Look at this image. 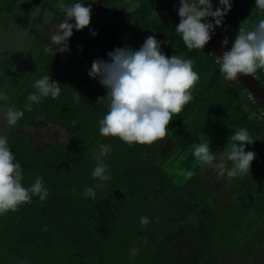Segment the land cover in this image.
Masks as SVG:
<instances>
[{"label": "trees", "instance_id": "trees-1", "mask_svg": "<svg viewBox=\"0 0 264 264\" xmlns=\"http://www.w3.org/2000/svg\"><path fill=\"white\" fill-rule=\"evenodd\" d=\"M109 1L97 10L100 15ZM230 2L231 10L213 31L221 42L227 38L229 50L240 27L252 30L264 19L255 0ZM211 3L213 10L220 7L219 0ZM138 4V21L127 33L119 28L108 36L95 29L100 35L95 41L102 46L89 49V64L107 61L116 48L138 50L149 36L161 42L166 56L192 61L199 76L192 99L173 115L167 136L152 145L129 146L100 134L99 121L108 108L97 100L107 89L85 73L89 64L80 62L78 52L86 38L82 44L69 41L67 54L52 49L47 54V46L40 44L38 53H19L25 58L18 65L12 58L1 61L9 105L24 116L10 127L4 118L7 102L0 100V129L23 170L22 185L31 187L39 176L49 195L44 201L33 196L31 203L0 215V264H228V252L241 264H264V109L241 81L224 78L208 44L203 50L186 47L176 32L180 18L172 11L157 0ZM9 6L0 11H10ZM26 21L21 18L19 26L27 29ZM5 41L11 45L4 55L23 50L14 37ZM11 47L15 53H9ZM45 75L60 84V95L26 110L27 97L35 91L32 85ZM254 75L264 86V70ZM253 112L260 118L250 120ZM47 123L66 128L68 137L36 143L34 131ZM240 128L254 141L245 146L246 152L256 154L250 172L218 179L214 161L201 165L195 146L207 141L217 159L220 153L226 155L229 137ZM100 144L111 146L110 153L100 157L108 167L107 181L92 177ZM224 162L232 167L227 155ZM88 188L94 198L83 196ZM142 217L148 218L146 225Z\"/></svg>", "mask_w": 264, "mask_h": 264}, {"label": "clouds", "instance_id": "clouds-1", "mask_svg": "<svg viewBox=\"0 0 264 264\" xmlns=\"http://www.w3.org/2000/svg\"><path fill=\"white\" fill-rule=\"evenodd\" d=\"M180 22L176 32L182 35V40L189 50L201 49L211 39V32L223 23L224 17L231 10L230 0H219L220 7L213 10L211 0H179ZM138 6V5H137ZM255 6L264 10V0H255ZM63 19L58 31L50 37V42L56 45V52L69 51L68 41L77 31L89 27L91 22V5L76 2L70 6L59 5ZM128 13L133 7L125 9ZM211 17L214 24L208 20ZM74 20L75 23L70 21ZM93 35H96L93 32ZM228 44L227 38L222 42ZM45 51H51L46 47ZM107 61L94 60L88 75L107 89L106 95L99 97L97 103L107 105L106 115L99 121V131L104 137H116L129 146L134 144L152 145L163 140L168 133V126L173 115H178L184 106L191 101V91L199 80L193 71L192 61L176 55L166 56L161 51V42L154 36H149L143 45L134 50L131 47L116 48L109 52ZM220 72L229 81H235L239 76H252L258 69L264 70V19L259 20L252 30L240 27L234 43L229 51L217 57ZM35 91L27 97L26 110L30 111L33 103L42 99H56L60 93V84L51 80L49 75L37 79L32 85ZM76 92V91H75ZM77 98H81L76 92ZM5 94H0V100H7ZM264 116V113L261 114ZM24 116V112L14 107H8L4 112L7 124L15 126ZM253 112L249 119H259ZM246 128L236 130L225 147L227 160L232 162L229 169L221 161L215 165L218 179L225 174L229 178L250 172V166L256 154L245 151V146L253 144ZM110 145L100 144L98 163L92 172V177L107 181L108 167L100 157L108 155ZM194 156L201 165H212L216 156L212 154L207 141L195 146ZM19 162L8 146V138L0 136V215L9 211L15 212L19 206L31 203L33 196L44 201L49 190L44 187L42 178L37 176L31 187L22 185L23 175ZM191 172L188 173L190 177ZM97 184L96 187H102ZM83 196L95 197L92 188L84 191ZM141 223L146 225L148 218L142 217Z\"/></svg>", "mask_w": 264, "mask_h": 264}, {"label": "rangeland", "instance_id": "rangeland-1", "mask_svg": "<svg viewBox=\"0 0 264 264\" xmlns=\"http://www.w3.org/2000/svg\"><path fill=\"white\" fill-rule=\"evenodd\" d=\"M1 1L2 0H0V4H1ZM22 2H26V0L22 1ZM99 2L100 3H103V2L106 3L107 0H103V1L99 0ZM140 2H141V0H114V1L112 0L109 4H107L105 6V7H107L105 12H103V13L101 12L102 14H101V17L97 20V24H95V25L91 24L89 27H86L82 31H79L81 33L72 35L77 40H79L80 44H82V42H84L83 43L84 45L82 46L83 48L80 47V52H78V53H81V54H79L80 62L83 61L84 63H86L88 65L91 62L90 61V55H89V53H90L89 49L101 48V46H102V43H100V41H95L96 37L100 38V35H98V33L96 36L93 35V32L96 33L95 29L99 28L100 31L108 34V36H111L112 34H115V33L117 34L118 32H115V31L119 30V28L123 29V33H127L128 27L134 25L138 21L139 14H137L136 9H137V5H139L138 3H140ZM27 3H28L27 7H30L31 4L29 2H27ZM130 6L134 8V11L131 14L125 10L127 7H130ZM17 8H18V6H17ZM29 10H30V8H29ZM36 10H37V13L39 14L38 10H40V9L37 8ZM26 11L27 10H25L23 12L18 11L16 14H13L9 10L7 11L9 13H7L4 10H1V13H0L1 19H3V21H5V18H6V21L3 22L1 20L0 31L5 29V28H8L7 29L8 31L5 34L0 35L1 37H3V39H0V63L4 58H9V59L12 58L13 61L18 65L19 61L22 60L23 58H25L26 54L32 55L34 52L38 53V51H40V44L44 45V43L42 41H37V42H35V40L33 41L32 36H30L28 34V32H26V30L21 26L20 35L23 37L21 38V36H20L18 38L19 41H17V42H19V47H21L20 49H23V50L18 49V54L15 56H13L12 54L4 55L2 53L4 50H6L11 45V44L7 43L6 41L3 42L4 39L10 37L14 33L15 29L11 32H10V30L13 29L12 27L17 28L19 26L21 18H25ZM98 14L99 13L96 12L95 15L91 16V22L90 23L94 22V20L97 18ZM39 18H40V14H39ZM125 28H126V30H125ZM123 33H122V35H123ZM120 34H121V32L119 33V35ZM40 36L43 38L42 33H40ZM102 36H104V35H102ZM82 38L83 39L86 38V39L81 42ZM87 39L89 40V44L86 43ZM49 43H50V41H49ZM85 44L88 45V46H86L88 48V50L85 49ZM11 48L14 49V47H11ZM53 50L56 51V48H53ZM69 51H66L65 53L67 54ZM9 53H15V49L12 51H9ZM19 53H26V54H24L25 55L24 56L23 54H19ZM98 53H101V49L99 50ZM47 54H52V51H47ZM63 55H64V53H63ZM26 57H28V56H26ZM77 61H78V59H77ZM54 63H56V62H54ZM57 64H58V66L62 67L63 66L62 60H60L59 62L57 61ZM86 68H85L86 70H84V71H87L85 73H87V75H88V72L91 69V64H89ZM6 80H7L6 74L4 72H0V94L6 95V93H7L6 92V90H7ZM3 101L5 103V100H3ZM6 102L7 103H5V104L8 105L7 108L10 107L9 104L11 102V97H8ZM5 104H4V106H5ZM0 136H4V131H1V129H0ZM67 137H68L67 129L59 126L56 123L55 124L47 123L46 125L41 126L40 130L34 131V141L36 143H45V142L56 141V140H64ZM225 157H226L225 153H220L217 156V159L214 161V165L219 164L221 161L224 162ZM222 196L225 197L226 194L223 193ZM227 259H228V264H241L239 262V260L235 256H233L231 253L227 254Z\"/></svg>", "mask_w": 264, "mask_h": 264}, {"label": "crops", "instance_id": "crops-1", "mask_svg": "<svg viewBox=\"0 0 264 264\" xmlns=\"http://www.w3.org/2000/svg\"><path fill=\"white\" fill-rule=\"evenodd\" d=\"M22 1H25V0H2L0 7H7L10 4V6H9V7H11L10 11L13 14H16L18 11L23 12V11L27 10L25 13V18L27 19V21H26L27 22V29H25L26 32H28V34L30 36H32L33 41L34 40H35V42L42 41L44 43V45H46L48 48H50L52 50H53V48H56L57 46L51 44V42L49 43L50 37L58 31L59 23L62 21L63 15H64L63 12L61 11L60 7H59L60 4L70 6L76 2H80V3H84L85 6L91 5V9H92L91 16L95 15L96 12H98L97 10L102 5V3L99 2V0H94V1L93 0H26V2H22ZM27 2H29L31 4L30 7H27L28 6ZM17 6H18V8H17ZM29 8H30V10H29ZM37 8L40 9V10H38V12L40 14V18H39V14L37 13V10H36ZM106 9H107V7H105L103 12H105ZM0 13H1V11H0ZM7 13H9V12H7ZM100 17H101V15L98 14L97 18H100ZM1 20L3 21V19H1V14H0V22H1ZM5 21H6V18H5ZM5 21H3V22H5ZM70 22L73 24L75 23L74 20H72ZM96 23H97V20H96ZM12 28L13 29L10 30V32L13 31L14 29H15V31L10 37H12V38L14 37V39L17 40L21 36L20 35L21 27L18 26L17 28H15V27H12ZM7 29L8 28L1 30L0 35L5 34L8 31ZM40 33L43 34V38L40 36ZM78 33H81V32L77 31L74 28L73 29V35L78 34ZM22 37L23 36H21V38ZM0 39H3V37L0 36ZM72 39L77 41V39L73 36L69 40L71 41ZM17 41H19V39ZM18 44H19V42H18ZM54 52L57 54L61 53V52H56V51H54ZM261 232L264 233V225H262V227H261ZM262 236H264V234H262ZM229 253L230 252H228V254ZM260 254H261V257H264V252H260Z\"/></svg>", "mask_w": 264, "mask_h": 264}, {"label": "water", "instance_id": "water-1", "mask_svg": "<svg viewBox=\"0 0 264 264\" xmlns=\"http://www.w3.org/2000/svg\"><path fill=\"white\" fill-rule=\"evenodd\" d=\"M161 2L166 8L172 11L177 17H179V8L181 7L179 0H157ZM212 51L217 57H221L224 52L229 51V49L221 42V40L211 32V39L208 42ZM238 80L241 81L245 87L248 89L250 95L260 103L264 109V86L256 78L255 75L252 76H239Z\"/></svg>", "mask_w": 264, "mask_h": 264}]
</instances>
